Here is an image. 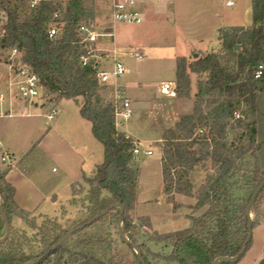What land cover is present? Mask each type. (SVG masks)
Returning a JSON list of instances; mask_svg holds the SVG:
<instances>
[{
    "label": "trees",
    "instance_id": "16d2710c",
    "mask_svg": "<svg viewBox=\"0 0 264 264\" xmlns=\"http://www.w3.org/2000/svg\"><path fill=\"white\" fill-rule=\"evenodd\" d=\"M83 1L68 0L66 8L54 1H41L39 8L30 12L31 16L24 20L16 7L7 4L4 8L7 14L6 36L0 47L18 48L23 53L24 62L41 77L44 86L51 93L75 101H78L79 97L84 98L81 115L93 124V134L104 147L105 160L97 167L91 178L83 177V181L90 186L86 220L68 231L61 230L56 223L40 230L42 235L40 244L43 245V249L38 255L27 252L26 247L30 238L25 232L13 227V218L28 225L29 213L16 204L15 188L6 182L5 173L0 169V207L3 213H0V264H45L53 255L59 253H73L82 264H122L116 261L113 254L115 240L111 232L83 237L71 244L84 230L102 223L109 217L115 220L119 238L125 241L120 235L121 232L129 241L126 242L129 248L134 252L130 243L137 245L145 264H151L149 257L168 264H214L218 258L226 259L217 264H239L245 255L235 262L229 259L239 255L247 240L249 233L247 208L253 193L264 181V168L258 159L252 168L244 165L246 164L244 157L250 147L241 149L239 154L234 152L227 154L223 152L226 144L218 142L216 138H204L203 142L197 138L192 139L194 128L189 129V126L195 124L194 117L183 118L174 130H170L163 137L166 143L162 159L164 193L171 202H174L176 194L192 196L193 185L189 179L191 172L203 161L211 160L218 166V174L206 178L198 202L193 207L195 211L204 207H207V210L200 216H191L189 228L160 237V241L172 247V252L168 255L153 252L149 248L144 250V246L138 244L133 233L136 227L128 220V211L133 208L136 200L139 177V169L133 165V150L136 143L131 137L117 130L114 110L110 104L93 106V98L99 90L95 80L96 71L92 67L83 68L80 65L81 48L76 34L78 23L85 21V18L94 17L92 10L87 9ZM56 11L63 13L62 21L65 26L62 36L56 41H51L48 39L47 29ZM221 35L224 50L233 52L237 47L241 48L237 56V69L234 72L229 71L221 63L218 54L202 57L190 66L194 73L209 74L208 81L200 85L198 96L200 93L210 95L218 92L221 96L229 98L203 117L202 121H207L211 115L217 122L221 120L232 122L234 113L237 112L233 99H237V103L251 111L255 109L257 93L264 90V79L261 81L254 79L255 67L264 61V0L253 2L252 29H234L231 32H222ZM185 71L186 61L183 60L179 62L178 77ZM187 131L189 142L182 144L177 133ZM256 136V129L253 128L250 146L256 144ZM196 145L198 148H195ZM35 149L36 146L31 153ZM104 192L108 196H103ZM263 195L264 188L252 209L257 207ZM117 205L123 206L125 210L121 221L119 219L121 209L113 207ZM105 210H108L106 215L91 225L71 233L73 229L86 224ZM257 225V221H253V229ZM34 227L32 224L31 228ZM8 231L9 235L5 239ZM69 233L70 236L52 250ZM252 243L253 239L249 242L246 253ZM135 257L136 263L142 264L137 254ZM258 264H264V258Z\"/></svg>",
    "mask_w": 264,
    "mask_h": 264
},
{
    "label": "crops",
    "instance_id": "0c3cea01",
    "mask_svg": "<svg viewBox=\"0 0 264 264\" xmlns=\"http://www.w3.org/2000/svg\"><path fill=\"white\" fill-rule=\"evenodd\" d=\"M137 1L144 14V23L133 26L129 39L120 43L116 41L114 47H107L106 44L99 47L117 52L138 48L146 55L143 61H139L146 64L137 70L134 79L120 81L131 100L133 115L127 122L120 121L117 130L131 137L140 150L147 152L149 144L164 141L167 129H175L183 118L195 117L199 87L208 81L209 74L192 72L188 61H196L210 54L223 55L226 50L222 47V32L252 29L254 0ZM97 2L105 8L104 15L98 20H105L102 26L110 25V3ZM228 2L233 4L229 6ZM115 29L116 25L113 31L117 38ZM183 60L186 61L185 73L190 81L187 96L176 93L179 62ZM4 67L6 71L2 70ZM157 69L163 79L152 86L143 78L148 71L151 74L150 71ZM130 72L128 68V75ZM9 80L10 70L0 62V95L8 93ZM163 84H170V91L175 96L162 94ZM146 88L150 90L146 92ZM56 107L57 114L49 118L52 108L45 102H0V169L5 173L6 182L15 188L14 200L19 208L31 215L53 219L58 218L62 207L75 198V187L83 186V177L93 176L105 160L104 147L94 137L93 124L81 115V105L73 99L62 98L56 102ZM138 108H143L139 119L135 117ZM154 154V151L150 156L141 153L144 157L136 167L139 169L136 200L129 212L132 223L138 225L140 218L145 217L151 229L159 234L187 229L191 225L190 217L199 215L202 209L194 215L189 214L188 211L197 204L196 199L176 194L175 202L179 208L174 211L173 204L168 202L164 193L160 154V199L153 200L141 188L142 166ZM4 156H9L10 164L2 163ZM189 179L194 196L205 183L206 172L193 171ZM155 204H161L164 210L153 208ZM181 226L184 229H180Z\"/></svg>",
    "mask_w": 264,
    "mask_h": 264
},
{
    "label": "rangeland",
    "instance_id": "374dc122",
    "mask_svg": "<svg viewBox=\"0 0 264 264\" xmlns=\"http://www.w3.org/2000/svg\"><path fill=\"white\" fill-rule=\"evenodd\" d=\"M43 1V0H42ZM55 3L60 5L63 8H66V4L68 3V0H53ZM31 2V0H0V31L6 26L7 23V14L4 11V8L7 6V4H10L19 12L20 17L22 20L25 18L31 16V13L28 9V4ZM84 6L92 10L94 13L93 19L85 18L86 20H92L95 24L98 26H102L105 22V20L100 21L98 20V17L104 15L105 8L102 7L97 1L94 0H84ZM61 18L63 20V13L61 14ZM116 37L115 41H120L129 39L130 31L134 30L133 25H116ZM104 44H106L107 47H114L115 44H113L111 39H104ZM1 45V42H0ZM241 52V48L237 47L236 51L233 52H225L223 55H220L221 63L223 66H225L229 71L234 72L236 68L237 63V56ZM9 54V49L1 48L0 47V62L6 63V56ZM124 64L131 70L130 74L128 76H125L121 78V80L125 79H134L136 76L137 70H139L141 67H143L146 63L139 62L131 58L125 57L122 59ZM107 61V60H106ZM195 61H188L187 65L191 66L194 64ZM104 67L106 70H111L113 68V62L107 61L104 63ZM2 70L6 71V68H2ZM157 69L155 72L152 70L150 71L151 74L147 73V75H144V81H147L148 84L154 86L156 82H158L162 78V73L158 71ZM200 79V77H199ZM199 84H201L200 81H198ZM204 83V82H203ZM202 83V84H203ZM190 85V81L186 76L185 72L180 73V77H178L176 82V93L180 96H187L188 90ZM150 89L146 88V92H148ZM157 92V90H155ZM98 95V96H97ZM97 96V97H96ZM93 98V106H105V102L108 99V94L104 92H99L97 90V94ZM197 112L195 115V124L189 126V129L194 128L193 130V138L192 139H199L201 142L204 138H216L218 142L226 144V147L224 148V153H237L239 154V151L241 149H248L250 147V150L248 151L247 155L244 157V160L248 168H252L254 165V162L256 159L259 160L260 164L264 168V90L257 93V100H256V107L253 111L250 109L244 108L243 105L237 103V99H233L234 104L236 105V111L245 114L246 119L241 122H227V121H219L217 122L213 116L209 115L207 121H202L203 117H206L209 112H212L219 104L225 103L229 98L227 96H221L218 92H214L210 95H204L200 93V96H197ZM63 97L59 94H48L45 98V102L50 105V107L53 109L54 106H51L52 104H56L60 99ZM78 103L80 105H83L85 103V100L83 97H79L77 99ZM143 108H138V113L136 118H140L142 115L140 114V111ZM135 119V118H134ZM135 122V121H133ZM222 126L224 129H222ZM117 128V127H116ZM256 129V144H253L250 146V139L252 136V129ZM212 129V130H211ZM170 130L174 129H167L165 131V134H167ZM188 131L186 133H177L178 138L181 139L183 142L182 144H187L188 139ZM222 138V140H221ZM165 141H160V143H151L149 144L150 149L147 150L150 152L154 151V155L151 157H148L146 159V163L142 166V177H141V188L144 192H148L150 195V198L153 200H159L160 199V187L162 185V175H161V168L159 165L158 160V154H160L161 159H163V156L165 155ZM195 148H198L196 145ZM142 151V150H141ZM255 156V158H254ZM144 155H139L137 158L133 159V165L134 167H137L140 163V161L143 159ZM196 170H202L206 172V178L208 176H215L218 174V166L212 162L211 160H205L202 163H200L193 171ZM192 171V172H193ZM191 172V173H192ZM92 177V176H91ZM89 177V178H91ZM206 182V179H205ZM203 186V185H202ZM198 189V191L195 193V195L192 197L196 199L198 202V199L201 195V188ZM90 191V186L86 184L83 181V186L80 185L79 187H75V198L71 200V202L68 205H65L62 207L61 214L58 218H47L45 216L41 215H31L29 214L28 220L29 224L26 225L25 222L22 223L21 220L17 218H13V227L16 230H19L21 232H25L27 236L30 238L29 245L26 247V250L29 254L38 255L41 253L43 249V245L40 244L42 240V235L40 233V230H44L46 227H51L52 224L56 223L60 226L61 230H71L72 228L76 227L77 225H80L81 222H84L86 218L88 217V213L86 210V207L88 206V200L87 195ZM242 195H246V193H241ZM103 196H108L105 192L103 193ZM168 198V197H167ZM168 202L173 204L174 211H177L179 208V205L175 202V196H174V202H171L169 199H167ZM155 209H159L158 211H163V206L160 204L153 205L152 206ZM176 207V208H175ZM207 210V207L202 208L199 215H202ZM131 209L128 211V220L132 222V217L129 214ZM162 213V212H161ZM189 214L194 215L197 213V211L193 210L191 208L190 211H188ZM196 216V217H197ZM251 219L253 221H257L258 226H256L253 229V243L248 251V253L245 255V257L242 259L240 264H254L258 263L263 257H264V195L263 199L260 200V203L257 205L256 208L251 210ZM114 218L109 217L106 220H104L102 223H98L94 225L93 227L84 230L78 237H75L71 244L77 240L82 239L83 237H91L98 234H107L108 232H111L113 239L115 240V244L113 246V254L116 258V261H119L122 264H137L136 263V257L135 252L131 250L126 243V241H123L119 238L117 235V229L114 224ZM34 224L35 227L31 228V225ZM139 225V226H138ZM138 225H135L136 229L134 230L135 238L138 242V244L144 246V250L146 248H149L153 252H159L165 255H168L172 252V247L167 246V244L163 241H160V237L164 235H170L169 234H159L151 229V224H149L147 218L142 217L140 218ZM180 225H183V223H180ZM143 227H148V229H144ZM184 229V226H181ZM175 233V232H174ZM149 261L151 264H168L165 262H157L156 260H153L151 257H149ZM45 264H82V261L77 260L76 257L73 256V253H59L55 254L50 258V261Z\"/></svg>",
    "mask_w": 264,
    "mask_h": 264
},
{
    "label": "built area",
    "instance_id": "2783aa9c",
    "mask_svg": "<svg viewBox=\"0 0 264 264\" xmlns=\"http://www.w3.org/2000/svg\"><path fill=\"white\" fill-rule=\"evenodd\" d=\"M109 2L111 5V24L108 26H98L93 21H81L76 28L78 45L81 48L79 63L85 67H92L96 71L95 80L98 85L99 92L108 94V99L105 103L110 104L114 110L116 127L120 121L127 122L133 115L131 100L126 94L125 88L120 84L121 78L128 75V68L124 64L125 57L136 61H143L146 58L145 53L138 48L126 49L123 52L115 50H107L99 47L104 44L103 40L108 38L114 43L115 33L113 27L117 24L124 25H141L145 18L142 11L139 9L137 0H94ZM148 1V0H144ZM41 1H31L28 4L30 12L36 11L40 6ZM233 2H228L231 6ZM61 12L56 11L48 24L47 35L51 41L58 40L63 33L65 23L62 21ZM6 36L5 27L0 31V42ZM6 49V48H5ZM113 62V68L106 70L104 63L107 61ZM10 70V80L8 84V93L0 95L2 104L18 100L28 104L44 103L45 98L50 91L44 86L41 77L23 60V53L16 47L9 49V54L6 56L5 63ZM254 79L261 81L264 79V61L257 64L254 69ZM170 84H163L161 93L164 95L175 96L171 93ZM46 103V102H45ZM52 118L57 114L56 104H52ZM244 108H246L244 106ZM246 115L240 112H235L232 122L237 120H245ZM141 153L150 156L152 152L141 151L137 146L133 150L134 158H137ZM2 163L10 164L9 156L2 158ZM56 171V169H54Z\"/></svg>",
    "mask_w": 264,
    "mask_h": 264
},
{
    "label": "water",
    "instance_id": "95a60500",
    "mask_svg": "<svg viewBox=\"0 0 264 264\" xmlns=\"http://www.w3.org/2000/svg\"><path fill=\"white\" fill-rule=\"evenodd\" d=\"M263 188H264V181L261 182V184L258 186V188L255 190V192H254L253 195H252L251 202L249 203L248 208H247V215L249 216V233H248V237H247V240H246V242H245V245H244L243 249L241 250V252L239 253V255H238L236 258H234V259H229V260L232 261V262L237 261L241 256L245 255L246 250H247V246H248L249 242L253 239V220L251 219V210H252V208H253V205H254L255 202H256V199H257V197H258L260 191H261ZM113 207H118V208L121 209V214H120V218H119L120 221H121L122 218H123V215H124V213H125V210H124L123 206H121V205H117V206H113ZM0 213H2L1 207H0ZM107 213H108V210H105L104 212H102V214H100L99 216H97V217L93 218L92 220L88 221L86 224H84V225H82V226H78L77 228L73 229V230L71 231V233H75V232H77V231L83 229L84 227H86V226H88V225H91L92 223H94L96 220L100 219L101 217H103V216L106 215ZM2 214H3V213H2ZM8 235H9V231H8V233H7L6 237H5V239L8 237ZM120 235H121V237L124 238V240H125L126 242H129V241L127 240V238H126L121 232H120ZM69 236H70V233L67 234L62 240H60V241H59V242H58V243L52 248V250H55V249H56L59 245H61V244H62V243H63V242L69 237ZM130 245L134 248V250H135L136 254L138 255L139 259L141 260L142 264H145V263H144V260L142 259L141 254H140V252H139V250H138V248H137V245H135L134 243H130ZM225 259H226V258H218V259L214 262V264H217L219 261H222V260H225Z\"/></svg>",
    "mask_w": 264,
    "mask_h": 264
}]
</instances>
